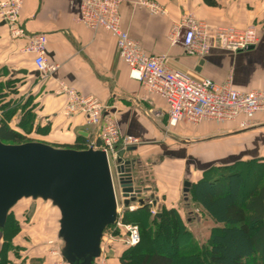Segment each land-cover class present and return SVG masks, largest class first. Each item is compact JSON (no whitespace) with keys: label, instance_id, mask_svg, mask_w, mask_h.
I'll return each instance as SVG.
<instances>
[{"label":"crops","instance_id":"1","mask_svg":"<svg viewBox=\"0 0 264 264\" xmlns=\"http://www.w3.org/2000/svg\"><path fill=\"white\" fill-rule=\"evenodd\" d=\"M141 1L145 0H125L120 12L124 29L149 55L165 56L172 71L197 80H230L242 92L264 90V0H215V7L204 0H155L165 8L163 15L152 14ZM80 7V0H23L17 24L25 36L19 38L12 36L0 15V79L20 80V95L35 98L44 120L53 124L57 139L72 142L84 132L91 143H101L98 129L88 125L83 115L62 114L67 103L62 85L99 99L116 113L122 133L142 142L123 157L133 162L135 185L144 189L141 197L154 210L161 202L177 207L182 199L188 201L183 195L184 183H197L213 167L264 158V114L254 115L247 124L242 118L228 123L180 122L170 128L166 102L148 94L130 77L114 35L103 29L94 32L80 22ZM189 14L212 29L255 26L259 40L237 54L213 49L203 58L190 56L181 44L169 39L174 25ZM35 34L47 35V60L58 66L49 79L37 71L34 55L23 52ZM54 240L45 242L54 245ZM49 245L43 255L36 252L29 264H55L57 259L49 250L58 244Z\"/></svg>","mask_w":264,"mask_h":264},{"label":"built area","instance_id":"2","mask_svg":"<svg viewBox=\"0 0 264 264\" xmlns=\"http://www.w3.org/2000/svg\"><path fill=\"white\" fill-rule=\"evenodd\" d=\"M80 2V22L94 32L103 29L114 35L117 39L118 55L130 68V77L139 81L148 94L157 95L166 102L170 128L176 127L180 122L228 123L242 118H245L243 123L247 124L254 115L264 114V90L242 92L236 89L230 80L225 83H217L209 78L197 80L190 75L172 71L167 66L165 56L149 55L143 44L132 38L122 25L120 10L125 0ZM22 4L23 0L0 2V15L15 38L25 36V32L17 24ZM140 4L154 15L166 13L165 8L155 0L141 1ZM169 39L172 44H181L188 55L203 58L213 49H222L233 54L247 51L256 45L259 34L255 26L245 29H212L206 22L189 14L174 25ZM47 46V35L35 34L23 51L34 55V65L44 79H49L58 69V66L50 64L47 60ZM61 87V93L67 96L62 114L66 117L83 115L88 125L98 129L101 143L93 142L89 148L104 151L109 163L110 155L117 158L120 150L125 151L142 144L139 138L122 133L116 113L111 112L99 99L83 96L77 90L64 85ZM122 209L124 212H134L138 207L119 205L118 202L117 226L127 230L125 243L128 246H136L141 241L139 227L122 223ZM151 214L155 216L157 211L151 209ZM53 253L60 258L55 264H65L60 250Z\"/></svg>","mask_w":264,"mask_h":264},{"label":"trees","instance_id":"3","mask_svg":"<svg viewBox=\"0 0 264 264\" xmlns=\"http://www.w3.org/2000/svg\"><path fill=\"white\" fill-rule=\"evenodd\" d=\"M204 1L208 6H216L215 0ZM20 88V80L10 78L3 82V79H0V109L21 107L26 111V121L17 127L10 125L9 120L12 116L10 113L6 120L0 121V139L5 144L40 142L56 148L89 149L92 141L81 133L70 142L56 138L52 123L40 124L39 127L34 128L32 120L37 104L33 103L32 96L21 102L23 95H20ZM33 132L43 136V140H30L29 135ZM249 168L258 169L259 176L257 185L243 197L245 174ZM183 195L201 214L216 224L217 227L212 230L207 241L200 246L190 244L176 258L161 252L137 254L140 242L136 246L126 247L125 256L121 257L124 264H254L255 259L264 264V158L213 167L197 183H191L189 193ZM141 199L144 200V205L138 202L130 203L137 204L138 209L122 214L123 224L137 225L140 231H146V236L153 241L163 232H168L177 243L181 242L183 237L185 239L191 237L184 224L182 213L177 207L161 205L157 214L152 216L151 205L144 197ZM16 206L10 210L6 226L1 230L3 240H6L5 244H9L7 233L12 224L13 232L17 231V221L12 220ZM5 263L7 264L6 261Z\"/></svg>","mask_w":264,"mask_h":264},{"label":"water","instance_id":"4","mask_svg":"<svg viewBox=\"0 0 264 264\" xmlns=\"http://www.w3.org/2000/svg\"><path fill=\"white\" fill-rule=\"evenodd\" d=\"M132 165V161L118 158V186L126 206L135 202L144 205V189L135 185ZM190 187L191 183L185 182L184 193H189ZM29 198L51 202L59 210L58 238L63 241L64 263L95 264L102 255L106 230L119 219L107 154L93 148H56L40 142L5 144L0 139V231L10 210Z\"/></svg>","mask_w":264,"mask_h":264},{"label":"rangeland","instance_id":"5","mask_svg":"<svg viewBox=\"0 0 264 264\" xmlns=\"http://www.w3.org/2000/svg\"><path fill=\"white\" fill-rule=\"evenodd\" d=\"M5 80L6 79H3V82ZM27 98L28 96L25 97L23 94V97H21L20 101L25 102ZM33 103H35L34 97ZM8 113L12 115L9 120V123L12 127H17L23 121H26V111L22 110L21 107L19 109H0V121L4 119L6 120V118L9 116ZM34 113L35 115L32 120L34 128L39 127L40 124L46 125L47 123H49L48 121L44 120L43 114H41L38 106L36 107ZM43 138L44 137L40 134L37 135L36 132H33L31 135H29L30 140H43ZM45 139L48 138L45 137ZM125 155L126 152L123 150H120L118 152L117 158L113 157V155H110V167L120 205H123L124 198L118 186L116 171L118 167V158ZM245 176L246 183L242 193L243 197L257 185L259 171L256 168H249L246 171ZM181 202V204L177 205V208L182 213L184 224L188 229V232L190 233L192 239L191 237L187 239L183 237V240L177 243L173 236H171L168 232H163L161 236L153 241L146 236V231H140L139 228V233L142 241H140L141 244L137 249V254L161 252L169 255L172 258H176L178 254L187 249L190 244L200 246L207 241V239L211 235L212 230L217 227L216 224L212 222L207 216L201 214L190 200L187 201L185 199H182ZM161 203L160 206L155 207L156 211L160 210ZM135 205L139 207L137 204ZM162 205L172 207L168 203ZM60 218L61 215L59 210L54 207L51 202H46L42 199L21 200L19 204L14 208L12 216V220L14 222L15 220L17 221V231L13 232L14 229L12 228V224V226L9 227V232L7 233V242L9 244H5L6 240H3V242L0 244V264H6L5 261L7 262V264H29V260L31 259V257H37L35 254L36 252L42 253L43 255V252L46 251L44 247H46V245H49L48 242L52 238L55 239L54 245L50 244L49 246H56V244H58V247L60 246L62 249L63 241L60 240L57 235L60 228ZM12 233L15 234L13 235ZM47 238L49 240H47ZM126 239L127 230L125 228L117 226V224L112 226V228H109L104 234L102 255L101 258L97 260V262L99 264H124L121 257L123 255L125 256L124 252L126 251V247L128 246L125 243ZM58 247H55L53 251H51L52 249H50V253L54 252L55 250L58 252ZM54 256L57 259L54 262L56 263L58 260H60V258L58 255L54 254ZM40 261H42V259ZM254 262V264H262V262L258 259H255Z\"/></svg>","mask_w":264,"mask_h":264}]
</instances>
